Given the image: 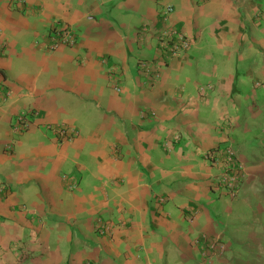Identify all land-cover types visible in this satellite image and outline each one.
<instances>
[{
  "label": "crops",
  "instance_id": "obj_1",
  "mask_svg": "<svg viewBox=\"0 0 264 264\" xmlns=\"http://www.w3.org/2000/svg\"><path fill=\"white\" fill-rule=\"evenodd\" d=\"M166 4L190 41L170 59L157 46ZM55 21L76 45L47 50ZM0 84L11 91L0 100V264L259 261L264 0H0ZM29 110L26 130L13 131ZM50 123L78 133L60 141ZM225 147L246 172L233 198L209 187L217 168L204 159ZM63 174L77 178L73 190ZM98 217L111 231L94 230ZM198 237H220L226 253L206 258Z\"/></svg>",
  "mask_w": 264,
  "mask_h": 264
},
{
  "label": "built area",
  "instance_id": "obj_2",
  "mask_svg": "<svg viewBox=\"0 0 264 264\" xmlns=\"http://www.w3.org/2000/svg\"><path fill=\"white\" fill-rule=\"evenodd\" d=\"M173 8L170 4H166L162 10V20L166 22L163 30L157 35L158 49H165L166 53L164 59H170L176 56L188 48L190 41L189 38L181 31L174 27L169 21L170 14ZM145 28H142L141 32H145ZM47 50H54L59 46L71 47L76 45L78 38L70 27L60 21H55L49 24L47 29ZM139 67L142 70V74L146 77L156 78L158 72L156 71L157 64L151 61L141 60ZM155 68V71H154ZM108 72L110 74L115 73V66H110ZM116 91H120V87L115 84ZM11 95L10 90H6L1 87L0 84V100L5 101ZM34 111H23L17 114L15 121L12 124L13 131L20 133L26 130L28 127L30 117L36 116ZM48 130L53 132L60 141H71L78 133L74 126L64 123H50L46 126ZM13 143L9 142L5 145L8 151H12ZM204 159L209 161L210 164L217 168V173L209 178V187L216 190L218 193L233 198L239 193L240 187L246 176L245 168L241 162H239L229 148H215L204 154ZM62 179L64 185L68 190H73L78 180L73 175L63 174ZM7 192V186L5 182L0 180V194ZM161 202H164V198H161ZM187 218L189 221H193L196 218V213L193 210H187ZM114 223L111 219H105L98 217L94 224V230L98 233H105L111 231ZM196 244L200 247L203 255L206 258L221 257L226 253L227 245L220 237H215L211 240L204 241L201 237L196 239Z\"/></svg>",
  "mask_w": 264,
  "mask_h": 264
},
{
  "label": "rangeland",
  "instance_id": "obj_3",
  "mask_svg": "<svg viewBox=\"0 0 264 264\" xmlns=\"http://www.w3.org/2000/svg\"><path fill=\"white\" fill-rule=\"evenodd\" d=\"M249 255V254H248ZM247 255V256H248ZM251 258V259H253V254L252 253H250V256H248V258ZM256 257H258V260L259 261H261V264H264V249L262 250V252H260V254L258 255V256H256ZM259 261H256V264H257V262H259ZM255 263V262H254Z\"/></svg>",
  "mask_w": 264,
  "mask_h": 264
}]
</instances>
